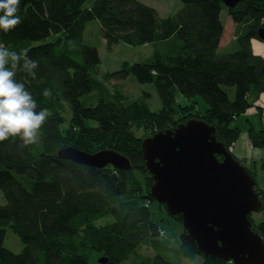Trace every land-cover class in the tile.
I'll return each instance as SVG.
<instances>
[{
	"label": "trees",
	"instance_id": "obj_1",
	"mask_svg": "<svg viewBox=\"0 0 264 264\" xmlns=\"http://www.w3.org/2000/svg\"><path fill=\"white\" fill-rule=\"evenodd\" d=\"M64 1L69 15L79 14L74 24L51 21L45 0H20L17 14L22 22L8 33L0 31V43L16 52L29 49V57L37 61L35 78L17 72L15 79L32 94L37 112L48 110L36 143L21 148L19 138L0 141V193L9 214L0 220V264H90L93 253L103 255L107 264H122L142 247L150 254L145 264H233L200 254L181 216L168 214L182 225L178 247L170 245L174 237L162 239V231L173 232L154 220L155 182L142 151L145 139L138 133L149 131L151 138L200 120L216 129L217 141L232 153L243 133L240 118L264 99V57L255 55L251 45L264 43L259 37L264 0L227 8L235 26L230 44H237L229 54L221 53L223 0H180L182 9L165 19L138 0ZM92 22H98L109 47L153 45V55L100 75L99 52L84 42ZM130 76L155 87L161 110L150 108L149 94L132 98L121 89L118 84ZM174 88L186 101L182 107ZM198 98L207 107L203 113L194 111ZM247 136L255 149L264 148V128L250 124ZM65 148L92 155L114 151L129 160L131 169L64 161L58 153ZM251 161L253 170L243 166L258 182L257 162ZM136 175L144 178V185ZM259 193L264 203V191ZM158 206L167 212L166 206ZM261 213L256 228L250 221L264 241V208ZM105 219L113 223L96 225ZM10 231L24 246L19 255L5 248Z\"/></svg>",
	"mask_w": 264,
	"mask_h": 264
},
{
	"label": "water",
	"instance_id": "obj_2",
	"mask_svg": "<svg viewBox=\"0 0 264 264\" xmlns=\"http://www.w3.org/2000/svg\"><path fill=\"white\" fill-rule=\"evenodd\" d=\"M244 1L223 3L234 9ZM259 37L264 42V29L259 31ZM142 151L155 182L151 198L166 206L171 217L181 216L183 229L200 254L233 264H264V241L250 221V216L263 208L255 191L257 181L217 141L214 127L190 120L173 131L145 139ZM58 157L97 169H131L129 160L114 151L92 155L65 148Z\"/></svg>",
	"mask_w": 264,
	"mask_h": 264
},
{
	"label": "rangeland",
	"instance_id": "obj_3",
	"mask_svg": "<svg viewBox=\"0 0 264 264\" xmlns=\"http://www.w3.org/2000/svg\"><path fill=\"white\" fill-rule=\"evenodd\" d=\"M138 2L146 7H149L151 9H154L158 17L160 19H165L168 17H172L175 14H177L183 7L180 0H138ZM45 6L48 14V18L58 24H68L73 21V15H69L66 11V4L64 0H45ZM229 9V8H228ZM75 16H79V14H76ZM221 20L223 25L225 26V33L223 40L221 42L222 45V54H229L233 53L237 50V44H230V42L233 40V35L235 32V26L232 23L231 19L229 18L227 7L222 10L221 13ZM76 21H74L75 23ZM84 42L86 45L97 48L100 56V75H103L105 73H112L120 70L122 64L129 63L130 65H134L137 63H143L146 60H148L154 52V46L153 45H145L142 47H132L128 46L126 44L120 43L118 45H114L112 47H109L107 42L105 41L104 37L102 36L101 28L98 24V22H92L90 23L85 31L84 34ZM113 84H117L116 82ZM118 85L121 86V89L130 97L132 98H138L143 93H147L150 95V108L153 111H159L162 109L160 100L158 98L157 92L155 90V87L151 84H139L133 76H130L128 79L120 82ZM173 92L176 94V100L178 101L179 106H184L186 104V101H183L181 97H178L177 89H173ZM195 112L199 111L200 113H203L207 110L206 105L203 103L201 99H197V104L195 105ZM258 108V114L257 117L255 116H243L240 118L238 125L242 127L243 133H241L238 140L233 144L231 147L232 153L237 157L238 161L249 168L250 170H253L254 167L252 164V159H255V162H257L256 166L258 168V184L255 188V191L258 190V195H260V191H264V170L262 169L261 161L259 160L261 158L262 162L264 161V148L260 150V153H256L255 151H258L252 146V143L250 145L251 140L249 141V135L247 136L248 130L250 128V124L247 123L246 127H243L245 125L244 120L246 118H250L253 122L256 130H260L264 128V104H260L258 102L256 104V107ZM252 110V109H250ZM249 112V111H248ZM69 119V114L66 115ZM252 117V118H251ZM107 129H110V127L106 124L103 125ZM67 127V124L64 126V128ZM253 127V126H252ZM151 133L149 131H140L138 133L139 138L147 139L148 136H150ZM39 140V136H38ZM37 140V141H38ZM248 144L254 151L253 154L248 157V159L245 157V145ZM255 154H258L255 156ZM94 155V154H93ZM129 171V170H128ZM136 178L140 180V183L144 185V178L140 175H136ZM134 193L136 192V189L133 187ZM130 193H132V190L128 189ZM135 196V195H134ZM262 196H259V198ZM260 199V200H261ZM262 201V200H261ZM4 198L3 195L0 193V220L2 218L9 217L8 213L3 209L4 207ZM263 203V202H262ZM148 207V206H147ZM264 208V203H263ZM262 210L259 213H254L250 217L252 221L254 222V228H256L260 221H262ZM152 212L154 214V220L156 223L160 224L161 227H163L167 231L173 232L172 236L171 234H168L166 231L161 232L162 239L168 240L167 238L174 237L170 245L173 248H177L179 241L178 236L182 233V225L180 223H175L172 218L169 217L168 213L164 210L163 212L159 209V206L157 203H154L152 205ZM113 223L112 219H105L102 221H99L96 225L97 226H103L107 224ZM167 234V235H166ZM14 236V237H13ZM165 237V238H164ZM5 248L9 253L12 255H19L23 249V244L19 241L17 236L13 232H9L7 236V240L5 243ZM150 256L149 250L147 248H140V250L135 254L132 255L127 261H125L122 264H145L147 262V259ZM103 257V255L98 253H93L90 264H100V260ZM108 263V261H107ZM106 263V264H107Z\"/></svg>",
	"mask_w": 264,
	"mask_h": 264
},
{
	"label": "clouds",
	"instance_id": "obj_4",
	"mask_svg": "<svg viewBox=\"0 0 264 264\" xmlns=\"http://www.w3.org/2000/svg\"><path fill=\"white\" fill-rule=\"evenodd\" d=\"M20 0H0V31L8 33L21 22L17 14ZM70 47H74L69 42ZM29 49L16 52L0 43V141L19 138V147L36 143L48 110L37 109V102L23 83L15 79L17 72L36 76L37 61L28 55ZM48 96L49 91L44 90Z\"/></svg>",
	"mask_w": 264,
	"mask_h": 264
},
{
	"label": "crops",
	"instance_id": "obj_5",
	"mask_svg": "<svg viewBox=\"0 0 264 264\" xmlns=\"http://www.w3.org/2000/svg\"><path fill=\"white\" fill-rule=\"evenodd\" d=\"M76 14L73 15V18H74L73 21L71 23H68V24H74V21H76L78 19V16H75ZM251 45H252V51L255 55L264 57V43H261L259 41H253ZM262 104H264V99L262 100L261 105ZM257 114H258V109H252V110H249V112H247L246 115L257 117ZM248 121H251V119L249 117L244 120V123H245L244 127L247 126ZM249 124H251L254 127V124L252 121ZM244 150H245V154H246L245 157L247 156L246 157L247 159L252 154L254 156V151L252 150V152H251V147L248 144L245 145Z\"/></svg>",
	"mask_w": 264,
	"mask_h": 264
}]
</instances>
